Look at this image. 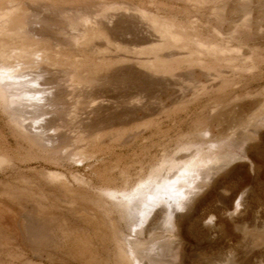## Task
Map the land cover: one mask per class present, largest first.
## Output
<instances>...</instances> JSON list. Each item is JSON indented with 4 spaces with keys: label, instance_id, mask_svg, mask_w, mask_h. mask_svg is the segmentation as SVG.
<instances>
[{
    "label": "rangeland",
    "instance_id": "obj_1",
    "mask_svg": "<svg viewBox=\"0 0 264 264\" xmlns=\"http://www.w3.org/2000/svg\"><path fill=\"white\" fill-rule=\"evenodd\" d=\"M3 11L0 74L36 101L0 82V264H264V0Z\"/></svg>",
    "mask_w": 264,
    "mask_h": 264
},
{
    "label": "bare ground",
    "instance_id": "obj_2",
    "mask_svg": "<svg viewBox=\"0 0 264 264\" xmlns=\"http://www.w3.org/2000/svg\"><path fill=\"white\" fill-rule=\"evenodd\" d=\"M198 1H200V0H198ZM9 15H10V13H9V11H3V12H0V21H2V22H4V21H6L8 18H9ZM159 29H161V31H160V36L164 39V40H166V41H169V42H171V43H173V44H178V43H180L183 39H184V36L183 35H181V34H179L177 31L175 32L173 29H172V27L170 26V24H168L167 22H162L161 23V27L159 28ZM0 30L1 31H3V29L2 28H0ZM83 36L80 38V39H82V38H84L85 37V35L84 34H82ZM81 40H77V42L79 43ZM210 51V50H209ZM3 51H0V55L3 57L4 55H3V53H2ZM216 52V50H212L211 51V53H215ZM20 53H21V51H20ZM22 53H24V51L22 52ZM21 55V54H20ZM8 57V56H7ZM6 57V58H7ZM5 58V59H6ZM16 58H17V56H16ZM8 59V58H7ZM20 59V58H19ZM9 60V59H8ZM5 68H3V71L1 72V74H0V82L1 83H3L6 87H7V89L9 88V86H15V87H17L18 89H21V91H22V93H24L23 94V96L21 97V99H18V100H28L29 101V99H30V102H34V101H36L35 99H33L32 98V96L30 95V94H28L27 92H25V89L26 88H32L33 86H34V84H35V82L36 81H34V80H24V82L23 81H21L22 79H20V78H22V77H20V78H18V77H16V75H15V73H14V71L12 72L11 70H4ZM43 73V72H42ZM64 76H66V75H64ZM53 78V77H52ZM50 79V78H49ZM51 80H53V79H51ZM9 86H8V85ZM44 84H46V83H44ZM49 84V83H48ZM60 84V83H59ZM37 85V84H36ZM41 85V84H40ZM5 87V88H6ZM12 87H11V89H12ZM25 88V89H24ZM61 88V87H60ZM62 89V88H61ZM60 89V90H61ZM28 90V89H27ZM26 90V91H27ZM59 90V92H57L56 94V96L55 97H52V99H51V97L49 98V99H47L46 98V100L50 103V105H61V107H60V109H64L63 107V105L65 104L64 103V96H65V93H64V91H60ZM36 91V90H35ZM56 91H57V89H56ZM55 91V92H56ZM65 92H66V90H65ZM22 95V94H21ZM18 97L20 98V96L18 95ZM35 97H36V94H35ZM40 100V99H39ZM44 100V99H43ZM66 101V100H65ZM45 103H46V101H44ZM16 104V103H15ZM42 104V103H41ZM36 105V104H35ZM34 104L33 105H31L32 106V108L35 106ZM44 105V104H43ZM17 106V105H16ZM21 106V105H20ZM37 106V105H36ZM45 106V105H44ZM54 106V107H55ZM25 107H27V106H25ZM42 106H40V108H41ZM48 107H49V105H48ZM51 107V106H50ZM49 107V108H50ZM39 109L38 107H34V109ZM52 108V107H51ZM26 109V108H25ZM35 109V110H36ZM52 109H54V108H52ZM56 109V108H55ZM18 110V109H17ZM96 111V110H95ZM94 111V112H95ZM97 112H98V110H97ZM54 116V115H53ZM36 118H38V117H36ZM50 119V118H49ZM36 120V119H35ZM34 120V121H35ZM45 120V119H44ZM53 119H51V120H49L48 121V124L47 125H45L46 127H47V129L46 130H48V128L51 126L52 127V125H53V121H55V120H53ZM37 122V121H36ZM38 123V122H37ZM45 123H47V121L45 122ZM34 125H35V123H34ZM62 125V124H61ZM60 125V126H61ZM57 126V125H56ZM56 126H53V127H56ZM63 126V125H62ZM60 129V128H59ZM49 130H50V128H49ZM37 131H40V130H37ZM43 131V130H42ZM41 131V132H42ZM46 132V131H45ZM37 133V132H36ZM61 133V132H60ZM35 134V133H34ZM39 134V133H38ZM46 134V133H45ZM57 134H59V133H57ZM44 135V134H43ZM64 134L62 135H58V137H60V143H59V145L60 146H62L63 144H64ZM37 137V136H36ZM43 137V136H42ZM44 138V137H43ZM55 139V138H54ZM50 142V141H49ZM197 167V165L196 164H192V165H190L189 167H187V168H185L179 175H177L176 177H175V180H174V182H166L163 186H161V193L162 194H164V195H167V198H170V200H169V202L171 203V201H173V196H175L176 197V194H178L179 193V189H181L180 188V186H179V183H181L182 182V184L183 183H185V182H188V178H187V176H185L184 174H186V173H189L190 171H192L193 172V170L192 169H194V168H196ZM191 173V172H190ZM181 185V184H180ZM182 192V191H181ZM157 194H159L158 192H156V193H154V194H150V199L152 200V197L153 196H155V195H157ZM183 194L185 195L186 193L185 192H182L180 195H182L183 196ZM186 196V195H185ZM159 197V196H158ZM157 197V198H158ZM179 197V196H178ZM177 197V198H178ZM156 198V199H157ZM162 198H164V197H162ZM150 199H149V201H150ZM148 200V199H147ZM162 199H160V201H157L156 203H160V202H162L161 201ZM144 201V200H143ZM148 201V204H146V203H143V205H145V208L143 209V214L145 215V214H147V213H149V211L152 209V207L154 206L152 203H154V202H152V203H150ZM154 201V200H153ZM178 201V203H177V205L178 206H181V204L182 203H180L179 202V200H177ZM145 202H147L146 200H145ZM139 203V202H138ZM150 203V204H149ZM155 203V205H157ZM163 203V202H162ZM141 204V203H140ZM171 205V204H170ZM141 206H142V204H141ZM154 208V207H153ZM38 231V230H37ZM29 236V235H28ZM77 257V256H76ZM75 257V258H76ZM73 259V258H72ZM84 260H85V257H84ZM85 262V261H84ZM87 264H88V262H87Z\"/></svg>",
    "mask_w": 264,
    "mask_h": 264
}]
</instances>
